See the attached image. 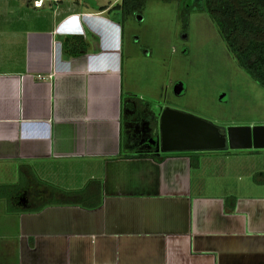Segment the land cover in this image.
<instances>
[{
  "label": "crops",
  "instance_id": "crops-1",
  "mask_svg": "<svg viewBox=\"0 0 264 264\" xmlns=\"http://www.w3.org/2000/svg\"><path fill=\"white\" fill-rule=\"evenodd\" d=\"M121 1L0 0V186L23 187L0 198V264H264V150L149 145L161 113L126 83L147 57L126 45L139 15L125 20ZM69 37L83 55L65 53ZM39 185L102 204L17 212L46 198Z\"/></svg>",
  "mask_w": 264,
  "mask_h": 264
},
{
  "label": "rangeland",
  "instance_id": "rangeland-1",
  "mask_svg": "<svg viewBox=\"0 0 264 264\" xmlns=\"http://www.w3.org/2000/svg\"><path fill=\"white\" fill-rule=\"evenodd\" d=\"M134 40L147 58L134 57L126 83L157 114L170 108L225 130L264 126V87L239 66L203 0H147L142 14L127 20L126 45ZM158 140L150 138L149 145ZM258 161L254 166L263 170ZM255 176L262 185L264 175ZM33 198L40 201L39 194Z\"/></svg>",
  "mask_w": 264,
  "mask_h": 264
},
{
  "label": "trees",
  "instance_id": "trees-1",
  "mask_svg": "<svg viewBox=\"0 0 264 264\" xmlns=\"http://www.w3.org/2000/svg\"><path fill=\"white\" fill-rule=\"evenodd\" d=\"M203 1L206 11L217 25L239 66L264 87V0ZM146 2L147 0H122L117 8L122 11L125 19L142 14ZM63 45L65 53L72 57L81 56L87 50V44L81 37L66 38ZM157 124L158 119L151 121L152 131L157 129ZM166 156L162 155L156 159L163 161ZM190 158L192 167L197 168L199 159L194 156ZM13 188L12 186H0V198H6L11 205L15 200L16 190ZM47 192L49 198L38 202L33 198L32 193H28V206L17 208L16 211L39 212L52 205H79L88 209H96L102 204V202H89L90 194L86 195L84 192H64L55 188H48Z\"/></svg>",
  "mask_w": 264,
  "mask_h": 264
},
{
  "label": "water",
  "instance_id": "water-1",
  "mask_svg": "<svg viewBox=\"0 0 264 264\" xmlns=\"http://www.w3.org/2000/svg\"><path fill=\"white\" fill-rule=\"evenodd\" d=\"M181 90V89H180ZM162 154L264 150V126L221 129L197 116L166 108L159 118Z\"/></svg>",
  "mask_w": 264,
  "mask_h": 264
},
{
  "label": "built area",
  "instance_id": "built-area-1",
  "mask_svg": "<svg viewBox=\"0 0 264 264\" xmlns=\"http://www.w3.org/2000/svg\"><path fill=\"white\" fill-rule=\"evenodd\" d=\"M44 6V0H35L34 7L35 8H42Z\"/></svg>",
  "mask_w": 264,
  "mask_h": 264
},
{
  "label": "flooded vegetation",
  "instance_id": "flooded-vegetation-1",
  "mask_svg": "<svg viewBox=\"0 0 264 264\" xmlns=\"http://www.w3.org/2000/svg\"><path fill=\"white\" fill-rule=\"evenodd\" d=\"M147 127H145L144 129L141 130V136H144V137H149V135L147 134Z\"/></svg>",
  "mask_w": 264,
  "mask_h": 264
}]
</instances>
